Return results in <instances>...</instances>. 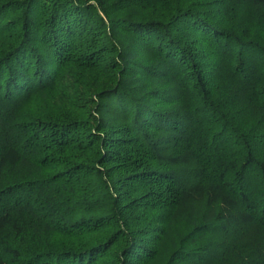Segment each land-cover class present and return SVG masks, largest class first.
Returning <instances> with one entry per match:
<instances>
[{
  "label": "trees",
  "instance_id": "1",
  "mask_svg": "<svg viewBox=\"0 0 264 264\" xmlns=\"http://www.w3.org/2000/svg\"><path fill=\"white\" fill-rule=\"evenodd\" d=\"M0 264H264V0H0Z\"/></svg>",
  "mask_w": 264,
  "mask_h": 264
}]
</instances>
